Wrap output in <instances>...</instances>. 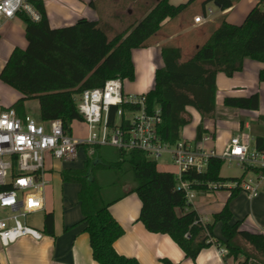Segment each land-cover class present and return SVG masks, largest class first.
I'll list each match as a JSON object with an SVG mask.
<instances>
[{"label": "trees", "instance_id": "1", "mask_svg": "<svg viewBox=\"0 0 264 264\" xmlns=\"http://www.w3.org/2000/svg\"><path fill=\"white\" fill-rule=\"evenodd\" d=\"M40 13L41 19L33 21L27 14L17 16L25 24L28 47L15 48L4 66L0 80L21 94L14 105L20 113L24 104L38 100L41 121L61 120L67 132L74 122H83L77 98L83 92L104 86L110 79L134 81L135 66L132 50L146 48L160 31L166 19L180 16L197 0L187 4L171 5L161 0L141 21L136 20L126 29L109 38L98 22L79 20L75 25L52 29L43 0H28ZM229 9L235 0H202L203 9L210 3ZM242 25L230 24L220 18L207 40L195 51L193 57L182 61V50L166 44L162 46L164 67L156 70L154 87L146 94L147 109H161L159 128L162 139L174 145L182 139L185 127L192 123L188 108L195 109L202 118L216 113V77L219 72L232 77L243 69L246 59L264 64V0H259ZM264 82V71L260 73ZM225 106L242 110H258V94L248 98H227ZM207 131L197 127V141ZM255 146L264 151V134L257 136ZM100 148H97V152ZM224 160L210 159L203 173L190 171L186 180L200 183L241 182L243 178L228 179L221 175ZM256 171L247 168L245 174ZM102 171L114 172L119 181L131 173L136 193L141 202L140 221L152 233L169 235L184 251L187 258L196 260L199 254L211 247L224 246L229 253L226 260L233 264H264V235L242 230V221L234 222L230 201L241 192L235 188L224 208L213 216V223H204L200 215L188 203L185 194L176 189L178 178L170 172L158 170V164L141 151H119L116 161L87 160L82 169L61 172L64 182L79 184L78 200L81 206L86 232L90 236L93 257L99 264H141L137 259L118 254L115 242L124 229L113 217L110 207L114 201H106L103 188L96 175ZM118 184V182L116 183ZM207 192L206 186H195ZM217 224L222 225L221 237L215 234ZM45 232L54 234V215L46 214ZM163 264H174L164 259Z\"/></svg>", "mask_w": 264, "mask_h": 264}, {"label": "crops", "instance_id": "2", "mask_svg": "<svg viewBox=\"0 0 264 264\" xmlns=\"http://www.w3.org/2000/svg\"><path fill=\"white\" fill-rule=\"evenodd\" d=\"M43 1L52 29L73 26L79 20L87 19L98 22L106 30L109 38L112 39L134 21L144 19L161 0H134L129 2L127 0ZM189 1L181 0L173 3L172 0H169L170 4L174 6L187 4ZM138 2H140V7L136 8L135 4ZM258 2L259 0H235V4L226 10L218 7L215 2L208 4L205 9L202 8L201 4L200 7L196 8L190 5L177 18L166 19L161 24L160 31L152 37L149 47L132 50L136 78L139 80L138 89L142 91V94H147L154 87L156 70L164 67L163 45L170 44L181 48L182 61H187L207 40L220 18H225L230 24L242 25L248 13L259 4ZM215 4L218 7L217 11L211 7ZM209 9L213 13L211 16H208ZM197 15L208 16L207 22L204 25H196L194 17ZM27 47L25 24L19 16L0 21V74L13 50L15 48L25 50ZM186 54L188 55L186 56ZM262 71H264V64L249 58L244 61L242 71L236 72L232 77L219 72L216 77L215 115L202 118L195 109L188 108V112L192 116V123L185 128L194 126V134L192 137L184 138V140L201 142L196 140L197 127L203 125L207 131L203 137L212 136V140L203 145L216 151L219 156L223 154L230 140L237 135L241 136L244 142L255 146L256 137L264 134V82L260 80ZM253 94L259 95L260 107L258 110L248 111L225 106L224 101L227 98H248ZM20 98L19 92L0 80L1 110L5 107L14 106ZM28 102H25L24 106ZM18 114L24 116L28 113L23 111L18 112ZM96 151L97 149L94 155ZM85 152L88 154V150ZM59 161L52 159V163ZM57 169L55 165L50 168V164L47 163L45 179L49 181L47 186L52 181L53 188L47 192V186L45 187V208L33 214V216L42 217V222L38 227L28 222L31 226L43 231V239L36 241L32 238H22L7 248L0 244V264H99L93 257L90 236L86 232L87 223L84 222L78 200L81 187L75 183H70L74 184V187L66 185L67 182L63 181L61 172L69 169L60 168L57 174H54ZM158 170L175 175L178 173L174 164L172 170L159 168ZM241 170H243L242 167ZM243 172L244 174L241 176L229 177L223 176L221 170V175L224 178L253 180L259 190L258 195L252 197L241 191L230 201L233 220L234 222L242 221V230L252 234L264 235V180H259L254 170L251 172L254 173L255 178L251 179L247 177L251 172L247 174H245V170ZM97 179L100 182L98 176ZM227 183L231 186L233 182L228 181ZM113 186L116 188L117 184H113ZM133 187L134 185L130 186L129 190L124 191L122 195L109 200L114 201L123 196L110 207L113 217L124 229L123 236L114 244L118 254L135 258L141 264H163L164 259L174 264H233L231 260H226V257L224 258L219 254L215 240H212L214 244L211 247L204 249L196 260H192L186 257L184 251L169 235L150 232L140 221L142 202L136 193L130 192ZM231 188L216 191V193L223 192L219 194L221 202L208 211L201 209V204L193 201V209L198 212L205 223H212L210 218H213L216 213L224 208L233 192ZM212 192L199 191L197 196L212 194ZM103 195L105 196L104 190ZM49 213L54 215L53 235L45 232L44 219L45 215ZM221 229L222 225L217 224L214 231L218 237H221Z\"/></svg>", "mask_w": 264, "mask_h": 264}, {"label": "built area", "instance_id": "3", "mask_svg": "<svg viewBox=\"0 0 264 264\" xmlns=\"http://www.w3.org/2000/svg\"><path fill=\"white\" fill-rule=\"evenodd\" d=\"M22 12L33 21L41 19L28 0H0V21L13 19ZM212 14L209 9L208 16ZM208 16L197 15L194 23L204 25ZM77 101L88 128L84 138L67 132L61 120L38 122L30 114L20 116L14 106L1 110L0 208L11 213L0 219L2 247L7 248L22 238L43 239V231L31 226L28 217L45 208L47 160L75 161L81 149L88 150L90 156L102 147L127 153L141 151L156 162L169 155L178 169L176 189L182 191L191 204L199 192L195 186L201 185L206 186L208 192L232 187L233 190L240 188L249 197L258 195V186L253 180L235 181L229 186L227 182L204 184L184 178L190 171L205 172L210 159L219 157L228 163L238 162L245 171L256 169L258 179L264 180V151L244 142L241 136H234L220 156L203 145L212 140L211 135H206L199 143L181 139L170 145L159 132L161 109H147L146 94L125 95L121 79H110L100 88L87 90ZM218 251L224 258L229 253L224 246H218Z\"/></svg>", "mask_w": 264, "mask_h": 264}, {"label": "rangeland", "instance_id": "4", "mask_svg": "<svg viewBox=\"0 0 264 264\" xmlns=\"http://www.w3.org/2000/svg\"><path fill=\"white\" fill-rule=\"evenodd\" d=\"M134 1V0H127ZM173 3L180 2L181 0H172ZM137 2V1H136ZM201 0L195 1L191 6L192 7H200ZM135 7H140V2L135 4ZM212 8L215 9V11L218 10V7L215 5H211ZM188 54H186L187 56ZM138 78L135 77L134 81L130 80H124L123 81V91L125 95H141L142 91L138 89L139 82ZM9 87V86H8ZM78 100V98H77ZM22 112L25 111L31 116H33L38 122L41 121V115H40V106L39 102L37 100H30L24 108L21 109ZM0 113H1V101H0ZM86 124L84 122H75L73 124V130L72 134L75 137H86L88 134V128L85 126ZM221 131V130H220ZM194 134V126H190L189 128H185L182 131L181 137L184 139L186 137H192ZM119 158V150L112 147H103L100 149L99 152H97L94 156H90L89 152L88 154L85 152V150L81 149L79 151V158L77 161L72 162H55L52 163V159L48 158L47 163L50 164V168L55 165L58 169L55 170L54 174H57L60 168L64 169H82L85 165V162L87 160H92L93 162L104 160L107 162L116 161ZM158 168L162 170H172L173 169V161L171 160V157L169 155H164L161 157L158 161ZM222 174L223 176H229V177H235V176H241L244 174L243 170H241V167L237 164V162L228 163L225 162L222 168ZM98 176L101 186L104 190L105 194V200L108 202L110 199L115 198L119 195H122L124 191L129 190L130 186L134 185V178L131 173L127 174L123 179L119 181L118 176L114 172L110 171H102L97 173L96 177ZM248 178H255V175L253 172L251 174H248ZM47 182H49L47 180ZM50 181L49 185L47 186V192L48 190L53 188V184ZM117 184V187L114 188L113 184ZM66 185L75 186L74 184L67 183ZM223 192H212V194H202L198 195L194 202L201 204V209L208 211V209L214 208L218 203L221 202V199L219 198V194ZM11 213L9 210H3L0 208V219H3L7 216H9ZM211 222L213 223V218H210ZM28 222L33 226H39L42 222V217L40 216H29Z\"/></svg>", "mask_w": 264, "mask_h": 264}, {"label": "water", "instance_id": "5", "mask_svg": "<svg viewBox=\"0 0 264 264\" xmlns=\"http://www.w3.org/2000/svg\"><path fill=\"white\" fill-rule=\"evenodd\" d=\"M216 4H217V3H216ZM217 5H218V7H220L219 4H217Z\"/></svg>", "mask_w": 264, "mask_h": 264}]
</instances>
